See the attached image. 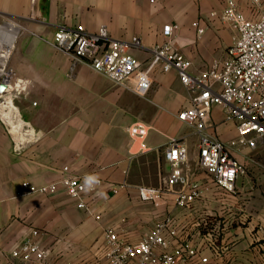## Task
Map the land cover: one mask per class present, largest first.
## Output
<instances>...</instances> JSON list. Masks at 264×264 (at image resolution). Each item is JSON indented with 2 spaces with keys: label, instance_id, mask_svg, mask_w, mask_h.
Segmentation results:
<instances>
[{
  "label": "crops",
  "instance_id": "0c3cea01",
  "mask_svg": "<svg viewBox=\"0 0 264 264\" xmlns=\"http://www.w3.org/2000/svg\"><path fill=\"white\" fill-rule=\"evenodd\" d=\"M224 1L0 0V26L16 30L9 65L17 74V106L31 130L18 153L19 136L0 123V264H107L105 228L136 244L167 216L177 222L179 242L195 248L206 264H264V138L255 149L232 146L236 125L225 120L222 107L213 109L208 131L244 168L236 193L226 194L198 168L199 138L177 119L193 95L174 71L156 67L150 91L139 96L133 80L116 85L86 64L73 65L52 45L60 27L96 32L106 26L116 40L138 38L142 49L130 54L146 62L150 50L168 41L163 28L177 25L173 47L198 74L226 58L236 35L221 18ZM238 4L255 18L248 0ZM136 123L148 128L146 152L130 136ZM172 139L188 148L189 174L204 188L202 198L185 208L174 204L172 194L160 203L140 196L141 188L158 189L169 173L164 154ZM66 167L72 176L103 181L93 196L101 220L77 209L64 191L21 194L27 181L58 182ZM28 240L48 251L44 262L12 256ZM192 264L204 263L197 257Z\"/></svg>",
  "mask_w": 264,
  "mask_h": 264
},
{
  "label": "built area",
  "instance_id": "2783aa9c",
  "mask_svg": "<svg viewBox=\"0 0 264 264\" xmlns=\"http://www.w3.org/2000/svg\"><path fill=\"white\" fill-rule=\"evenodd\" d=\"M248 1L254 19L242 13L238 0L224 1L221 18L236 35L226 58L214 61L208 70L198 74L191 73L192 62L173 47L177 25L163 28L168 41L150 50L151 56L146 62L130 54L133 48L142 49L138 38L131 42L116 40L110 36L106 26L96 32H88L81 25L60 27L54 34L52 45L68 56L73 65L86 64L116 85L133 80L134 90L139 96L150 91L153 83L151 74L156 67L160 66L165 73L174 71L193 95L191 106L180 111L177 119L189 126L199 138L198 168L210 177L215 186L226 194L234 195L237 179L244 173V168L232 156L228 146L208 129L213 109L222 107L225 120L236 125L237 138L232 146L255 149L258 141L264 138V0ZM150 2L155 3L156 0ZM3 27L0 26V123L8 134L19 136V141L14 142V149L19 153L30 142L31 130L17 106L20 97L14 86L17 74L9 65L13 46L10 48L6 44ZM194 27L198 28L200 35L204 33L198 24ZM129 133L139 143V151L146 152V125L133 124ZM164 156L170 166L169 173L161 180L158 189L141 188V198L160 203L166 200V195L172 194L174 204L181 208L201 199L204 188L189 174L188 148L179 140L172 139L165 147ZM63 171L66 174L58 182L42 186L25 182L21 194L52 195L64 191L77 209L101 220L95 212L93 196L103 186V181L88 175L72 176L68 167ZM114 193L118 190L115 189ZM37 235L38 232H33V236ZM103 236L107 243V264H192L197 257L204 264L208 262L191 245L179 242L178 225L171 216L158 223L136 244L124 242L111 228H105ZM12 256L25 262L42 263L47 259L48 251L28 240Z\"/></svg>",
  "mask_w": 264,
  "mask_h": 264
},
{
  "label": "bare ground",
  "instance_id": "6f19581e",
  "mask_svg": "<svg viewBox=\"0 0 264 264\" xmlns=\"http://www.w3.org/2000/svg\"><path fill=\"white\" fill-rule=\"evenodd\" d=\"M2 32L6 38V44L11 48L15 43L16 30L12 27H3Z\"/></svg>",
  "mask_w": 264,
  "mask_h": 264
},
{
  "label": "rangeland",
  "instance_id": "374dc122",
  "mask_svg": "<svg viewBox=\"0 0 264 264\" xmlns=\"http://www.w3.org/2000/svg\"><path fill=\"white\" fill-rule=\"evenodd\" d=\"M195 147H196V144H195ZM241 147H243V146H241ZM237 148H239V147H237ZM193 150H195V148L193 147Z\"/></svg>",
  "mask_w": 264,
  "mask_h": 264
}]
</instances>
